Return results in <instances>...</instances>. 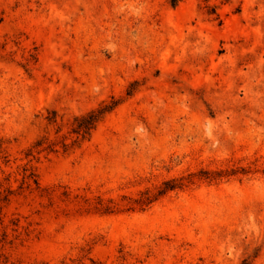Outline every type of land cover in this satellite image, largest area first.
Listing matches in <instances>:
<instances>
[{
  "label": "rangeland",
  "instance_id": "rangeland-1",
  "mask_svg": "<svg viewBox=\"0 0 264 264\" xmlns=\"http://www.w3.org/2000/svg\"><path fill=\"white\" fill-rule=\"evenodd\" d=\"M0 264H264V0H0Z\"/></svg>",
  "mask_w": 264,
  "mask_h": 264
},
{
  "label": "trees",
  "instance_id": "trees-1",
  "mask_svg": "<svg viewBox=\"0 0 264 264\" xmlns=\"http://www.w3.org/2000/svg\"><path fill=\"white\" fill-rule=\"evenodd\" d=\"M172 6L178 5L181 0H167ZM117 106V102L111 105H105L97 110L90 112L89 114L82 116L75 120L76 127L72 133L76 135L77 139H85L90 136L91 132L95 129L96 125L104 118V116L110 113Z\"/></svg>",
  "mask_w": 264,
  "mask_h": 264
}]
</instances>
